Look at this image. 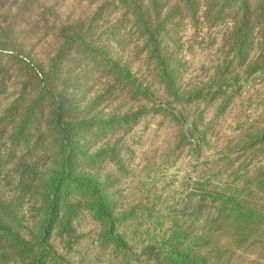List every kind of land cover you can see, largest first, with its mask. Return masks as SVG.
Masks as SVG:
<instances>
[{"label": "rangeland", "instance_id": "obj_1", "mask_svg": "<svg viewBox=\"0 0 264 264\" xmlns=\"http://www.w3.org/2000/svg\"><path fill=\"white\" fill-rule=\"evenodd\" d=\"M0 228V264H264V0H0Z\"/></svg>", "mask_w": 264, "mask_h": 264}, {"label": "trees", "instance_id": "obj_2", "mask_svg": "<svg viewBox=\"0 0 264 264\" xmlns=\"http://www.w3.org/2000/svg\"><path fill=\"white\" fill-rule=\"evenodd\" d=\"M139 19L140 20H143V16H142V14L141 15H139ZM146 24V23H145ZM146 27H148L147 25H145ZM152 39H153V37H152ZM153 40H155L156 42L154 43L155 45L157 44V42H158V39H156L155 37H154V39ZM1 229V228H0Z\"/></svg>", "mask_w": 264, "mask_h": 264}]
</instances>
